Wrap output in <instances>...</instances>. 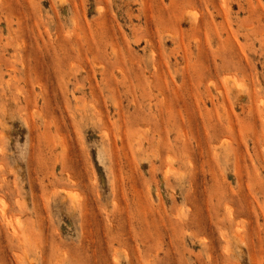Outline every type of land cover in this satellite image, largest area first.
Instances as JSON below:
<instances>
[{"label":"rangeland","instance_id":"374dc122","mask_svg":"<svg viewBox=\"0 0 264 264\" xmlns=\"http://www.w3.org/2000/svg\"><path fill=\"white\" fill-rule=\"evenodd\" d=\"M0 264H264V0H0Z\"/></svg>","mask_w":264,"mask_h":264},{"label":"bare ground","instance_id":"6f19581e","mask_svg":"<svg viewBox=\"0 0 264 264\" xmlns=\"http://www.w3.org/2000/svg\"><path fill=\"white\" fill-rule=\"evenodd\" d=\"M227 41H228V40H227ZM220 63H221V62H220ZM224 65H225V64H224ZM222 66H223V65H222ZM225 66H226V65H225ZM221 68H222V67H221ZM213 85H214V84H213ZM238 86H239V85H238ZM237 88H239V87H237ZM10 93H11V92H10ZM137 112H138V110H137ZM136 114H138V113H136ZM136 114H134V115L132 114V116L135 117ZM139 114H140V112H139ZM130 116H131V115H130ZM139 116H140V115H139ZM128 117H129V116H128ZM133 117H131V118H133ZM136 117H138V115H137ZM136 117H135V119H138V118H136ZM143 119H144V118H143ZM137 121H138V120H137ZM137 121H136V122H133V123H137ZM141 121L144 122V120H141ZM228 121H229V120H228ZM230 122H231V121H230ZM232 123H233V122H232ZM227 124H228V123H227ZM225 125H226V124H225ZM229 125H230V123H229L228 125H226V126H229ZM230 126H231V128H232V125H230Z\"/></svg>","mask_w":264,"mask_h":264}]
</instances>
